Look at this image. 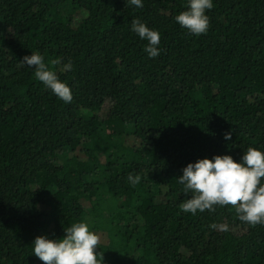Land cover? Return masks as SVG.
Masks as SVG:
<instances>
[{
	"label": "trees",
	"instance_id": "trees-1",
	"mask_svg": "<svg viewBox=\"0 0 264 264\" xmlns=\"http://www.w3.org/2000/svg\"><path fill=\"white\" fill-rule=\"evenodd\" d=\"M142 3L0 0V264H43L35 238L74 223L106 236L102 264H264V224L184 212L179 181L199 159L264 153V0H212L199 36L175 20L189 0ZM133 20L160 34L157 57Z\"/></svg>",
	"mask_w": 264,
	"mask_h": 264
},
{
	"label": "clouds",
	"instance_id": "clouds-1",
	"mask_svg": "<svg viewBox=\"0 0 264 264\" xmlns=\"http://www.w3.org/2000/svg\"><path fill=\"white\" fill-rule=\"evenodd\" d=\"M131 5L143 7L142 0H129ZM213 7L212 0H189L188 10L180 12L176 22L190 33L199 36L207 32L209 17L206 10ZM132 30L142 40L148 42L145 51L149 58L159 55L160 34L149 29L139 20L132 21ZM28 67L35 68V77L49 88L54 95L65 103H71L73 97L70 87L61 82L56 73L49 69L44 58L36 53L25 56L21 61ZM60 64L59 59L51 62ZM72 63L63 65V70L70 71ZM232 133H225V140H231ZM264 153L254 147H248L241 162H236L230 155H216L212 159H199L189 163L183 169L179 181L184 185L185 194L192 195L180 205L186 213L197 211H215L216 206L231 205L239 219L256 226L264 224ZM139 175L129 174L127 180L133 185L140 182ZM211 227L215 228L216 225ZM227 230V229H224ZM100 237L89 231L85 223H74L65 229L62 239L53 240L44 236L35 238L34 256L43 264H102L103 254L97 259V246Z\"/></svg>",
	"mask_w": 264,
	"mask_h": 264
},
{
	"label": "rangeland",
	"instance_id": "rangeland-1",
	"mask_svg": "<svg viewBox=\"0 0 264 264\" xmlns=\"http://www.w3.org/2000/svg\"><path fill=\"white\" fill-rule=\"evenodd\" d=\"M110 127V126H108ZM97 235L100 237V243L99 244H104L107 242V238L105 235L101 234V233H97Z\"/></svg>",
	"mask_w": 264,
	"mask_h": 264
}]
</instances>
